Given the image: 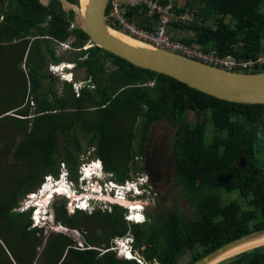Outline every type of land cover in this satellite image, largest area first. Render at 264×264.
<instances>
[{
    "label": "trees",
    "instance_id": "obj_1",
    "mask_svg": "<svg viewBox=\"0 0 264 264\" xmlns=\"http://www.w3.org/2000/svg\"><path fill=\"white\" fill-rule=\"evenodd\" d=\"M200 4L195 10L189 4L174 7L176 13L192 16L177 24L193 33L181 41L255 62L244 73L264 72V61L256 63L264 56V0ZM108 11L107 6L106 15ZM145 16L140 7L127 13L129 20L151 30ZM72 25L73 13H65L58 0L47 6L38 0H0V253L10 254L0 264H34L40 248L45 264H138L117 258L111 249L114 239L126 236L132 237V250L145 264H179L186 255V264H194L264 230V105L218 100L95 46L83 50L90 41ZM69 39L70 63L84 71L77 92L71 83L57 85L46 72L50 63L61 62L55 46ZM161 121L176 123L171 141L174 187L190 201L193 217L184 218L175 207L164 217L146 213L143 223L134 224L118 205L110 211L69 213L63 200L52 206L55 223L81 233L90 227L93 236H83L82 250L67 233H52L42 245L37 236L43 229L33 227L30 212L17 211L24 196L35 193L46 177L57 178L61 165L77 183L86 153L117 184L146 176L149 186L157 187L147 158L146 167L137 166L135 158L147 157L150 127ZM207 126L214 130L210 143ZM222 193H237L245 205L238 200L222 205ZM131 214L136 222L142 218L136 211ZM262 249L222 264H264Z\"/></svg>",
    "mask_w": 264,
    "mask_h": 264
},
{
    "label": "water",
    "instance_id": "obj_2",
    "mask_svg": "<svg viewBox=\"0 0 264 264\" xmlns=\"http://www.w3.org/2000/svg\"><path fill=\"white\" fill-rule=\"evenodd\" d=\"M38 1L43 6L50 2ZM58 1L65 13H73L72 26L82 31L93 46L135 67L170 77L218 100L264 105V72L227 71L135 40L107 25L105 17L108 0H85L84 6L81 5V0L77 3ZM115 34H121L137 42L127 43ZM262 239L264 230L248 234L216 249L194 264H222L241 253L264 246V243H260ZM254 243L259 246L235 253L236 250Z\"/></svg>",
    "mask_w": 264,
    "mask_h": 264
},
{
    "label": "rangeland",
    "instance_id": "obj_3",
    "mask_svg": "<svg viewBox=\"0 0 264 264\" xmlns=\"http://www.w3.org/2000/svg\"><path fill=\"white\" fill-rule=\"evenodd\" d=\"M120 1H123V0H120ZM77 2H78V0H77ZM173 2L179 9L186 8L188 6V4L192 10H195L196 8H200L202 6V4H200V0H173ZM226 21L231 23V20L229 17L226 18ZM91 46L92 45L89 42L88 44H86V46H84L83 50H86V49L90 48ZM56 54H57L58 58L61 60L62 64L63 63L68 64L74 60V57L72 56L71 51L70 52L63 51V49L60 48L59 46L56 49ZM70 65L71 66L68 65L70 67V69H68V70H66L64 68V70L62 71L60 69L62 72H58L59 69H55L56 72L51 73L49 71V68H48V71L46 69V72L51 73L52 76L50 75V73H49V76H51V78H52L51 80L56 82L57 85L60 83L59 79L69 78V76L70 77L72 76V78H73V76H75L74 81H75L76 85L75 86L72 85V88L75 90V88L83 87L82 81L84 79V71L80 70V69H76L75 64H70ZM67 74H68V76L66 77L65 75H67ZM57 75L60 76L59 79L57 78ZM47 82L48 81L44 82L45 87L47 86ZM9 116L11 117L13 115H9ZM191 121L194 122L195 119L192 118ZM175 131H176V123L175 122L171 123V122L161 121L159 123L153 124L150 127V130L148 133V142L146 144V152L148 153L147 157L145 156V158L142 159L139 156H137L135 158L137 166L139 165L141 167H146V164L144 162H146V158H147V162H148L147 169L149 171L153 172V176L158 180V183H159L157 187H154L151 198L148 197V202L146 204L145 203H138L140 205V207H142L144 210L141 213V215L144 218V221L146 220V216H145L146 213L150 214L153 217H156V216L164 217L168 211L173 210L175 207H177L182 212V215L184 218H192L193 217V212L190 209V204H191L190 201L186 198V196L183 194V191L180 188L174 187V175H173V167H172L173 161H172V156H171V141L175 135ZM213 136H214L213 127L207 126L206 127V134H205L206 142L210 143V140L213 138ZM87 156L88 155L86 153L85 157H83V162H82L80 169H79V171L82 173H85L84 172L85 169L91 168V169L95 170V164L93 165L91 163V162H93V160L87 159ZM261 159L264 160V155H263V158H261ZM263 166H264V161H263ZM88 187L91 191L98 192L96 182L93 183L92 181H89ZM35 193L37 194V191ZM40 195H42V194L40 193ZM27 196L28 195H25L24 198L19 202V208L18 209H20V211L25 208V205H23L24 203H26L28 201H35V199L38 197V194L36 195V197H33L32 199L27 198ZM221 199H222V205H225V204H227L233 200L234 201L238 200L241 204H243V201L241 199H239V196L237 193H231V194L222 193ZM63 200H65V199L62 197H58L55 200V202H60ZM70 201L71 202L69 204L65 200L66 205L69 206V208H70L68 211L69 213H71L72 209H74L76 206L75 202H72V200H70ZM48 203L49 202H46V204H48ZM53 205H51L48 210H50V208H52ZM122 205L127 206V204L123 203V202H122ZM243 205H245V203ZM99 207H107V205H104V206L99 205ZM87 209H91V208L87 207ZM110 209L111 208H107V209L103 208L102 211H106V210L110 211ZM129 210L131 212V209H129ZM90 211H88L86 214H90ZM43 223L44 222H40V225L43 226ZM50 228H54V227L52 225L45 223V226L43 228V233L39 234L37 236L38 239H40V241L42 242V245L46 244L47 240L49 239V237L52 234L51 230H49ZM89 228H84L83 233L78 232L77 230H68L67 229L68 231L66 233L68 236L72 237L75 241H80V242H82V244L85 245L84 240H83V236L92 237L93 232H94V230H92L91 228H90L91 229L90 230ZM54 230H55L54 232H57L56 229H54ZM59 231H63V230H59ZM73 231L79 233V235H76L75 233H73ZM79 236H81V237H79ZM122 239H125V238H118V239H114L112 241V245H111L112 250L116 249V247H121L122 243H125V241ZM28 247L26 250H30V248H28ZM261 247H263L262 251H264V246H261ZM122 249H123V247H122ZM5 251H6L5 253L4 252L0 253V260L5 261L8 256L10 257L9 252L7 250H5ZM40 253H41V248L38 250V257L36 258L34 264H45L46 263V259L42 258ZM189 258H190L189 255L184 256L182 259L179 260V264H186L189 261Z\"/></svg>",
    "mask_w": 264,
    "mask_h": 264
},
{
    "label": "clouds",
    "instance_id": "obj_4",
    "mask_svg": "<svg viewBox=\"0 0 264 264\" xmlns=\"http://www.w3.org/2000/svg\"><path fill=\"white\" fill-rule=\"evenodd\" d=\"M68 41H71V43H72L73 39H69ZM60 44H63V43H60ZM57 46H58V44L55 46V48ZM92 46H93V44H92ZM67 51L70 52L71 47H70V49L66 50V52ZM60 63L49 64L47 66V71L49 68V71L51 73L56 72L55 69H59L58 72H62L64 69L62 71L60 69H61V66L64 65V63L63 64H62V62H60ZM68 64L70 65V64H74V63H68ZM65 69L68 70L70 68H65ZM51 73H50V75H51ZM65 76L67 77L68 74ZM57 78L59 79L60 76L57 75ZM59 80H60V82L71 83L73 86L76 85V83L74 81V76H73V78L71 76L70 80H67V78H63V79H59ZM79 89H80V87L75 88V92H77ZM91 163L93 165L95 164V170L92 171V173L88 177L85 176L87 169H85V171H84L85 173H82L79 171V178H78L77 183H74L70 180L69 174L63 165L60 166V171H59V175L57 178L50 177V176L45 178L44 183L39 188V190H37V194H38L37 198L38 199L36 198L35 201H28L25 210L22 211V212H30V219L32 221L33 227L43 229L45 226V223L52 225V226L56 225V223L54 221V217H53L52 208H50V210H48V209L51 205L54 204L55 200L58 197L64 198L69 204L71 202L70 200H72V202L76 203V206L77 205L79 206L77 208L75 207L74 210L72 209V212L78 210V211H83V212L87 213L88 211L91 210L90 211V213H91L94 209L103 210V208H105V207H99V205H102V206L107 205L108 208H111V206H113V205H118L127 211V213L125 215V219L128 222H131L134 224H141L144 222V218H143V221L140 223L133 222L132 220H130L129 218H131L132 214H130L131 212L129 209H131V207H133V206H140L138 203H145L146 204L148 202V197L151 198V195H152L154 188L152 185L149 186L148 177L139 176L138 178H135L133 181H130V182H127L123 185H120V184L113 182V180H111L109 174H106L104 172V169H103L100 161L93 160V162H91ZM89 181H92L93 183L96 182L98 192H94V191H91L89 189V187H88ZM48 183L51 185L50 190L53 193L50 196L48 191H46V193H44L43 195H40L44 186ZM120 186H123L124 188L121 189ZM146 187H148V190H146ZM99 188H100V190H99ZM119 193H121L122 199L119 198V196H118ZM37 194L32 193L29 195H35V197H36ZM44 196L47 197L45 199L48 200V202H49L48 204H42L44 206V209H45L44 210V213H45L44 217L47 220L42 221V222H44L43 226L38 227V225H35L36 220L39 221V219L36 217V213L41 208L40 200H44ZM122 202L126 203L127 206L126 205L123 206ZM134 204H137V205H134ZM83 205H84V208L82 207ZM87 207H90L91 209H87ZM67 208H68V210L70 209L69 206H67ZM143 211L144 210L141 207V210H139L138 213L141 214ZM19 212H21V211H19ZM51 232L55 233L53 230H51ZM123 238H125V239H122L125 241V243H122L121 247H116V249H114L113 251L115 252L117 258H119V259H124V260H128V261H131V260L135 261L132 257H130V258L125 257V254L128 252L130 255L135 254L132 250V245H133L132 237L126 236ZM76 247H77V242H76ZM122 247H123V249H122Z\"/></svg>",
    "mask_w": 264,
    "mask_h": 264
},
{
    "label": "built area",
    "instance_id": "obj_5",
    "mask_svg": "<svg viewBox=\"0 0 264 264\" xmlns=\"http://www.w3.org/2000/svg\"><path fill=\"white\" fill-rule=\"evenodd\" d=\"M108 15H106V23L110 27H117L118 31L130 36L131 38L140 42L152 45L153 47L164 49L173 53H177L183 57L202 62L204 64L225 69L227 71L242 72L244 69H252L255 62H242L238 61L232 56H220L216 50L204 51L203 47L197 43L186 44L180 39L174 38L170 34V30L177 27V24L185 23L192 20V16L187 10V13H176L174 7H177L173 0H167V3H162V0H108ZM145 10L146 21L153 25L151 30L140 27L134 20H129L127 17L128 10L131 8H139ZM178 8V7H177ZM71 41L63 44H58L63 51L70 49ZM57 46V47H58ZM56 47V49H57ZM264 56L259 57L256 63H262ZM120 188H124L120 186ZM100 190V188H99ZM119 198L122 199L121 193ZM35 195H28L27 198L32 199ZM25 208L27 202L24 203ZM79 207L78 205L75 206ZM25 208L22 211L25 210ZM108 208V207H105ZM74 210V209H73ZM18 212L20 209L17 210ZM130 219V218H129ZM35 225L41 227L40 221L36 220ZM49 230L56 229L55 233H66L68 230L60 225L53 226ZM58 228V229H57ZM63 230V231H59ZM76 235L79 233L73 231ZM81 237V236H79ZM77 242V248L85 249V245L80 241ZM122 253V252H121ZM120 253V254H121ZM126 258L132 257L136 263L145 264L141 258L134 254L130 255L129 252L125 254Z\"/></svg>",
    "mask_w": 264,
    "mask_h": 264
},
{
    "label": "bare ground",
    "instance_id": "obj_6",
    "mask_svg": "<svg viewBox=\"0 0 264 264\" xmlns=\"http://www.w3.org/2000/svg\"><path fill=\"white\" fill-rule=\"evenodd\" d=\"M84 3H85V0H81V5L82 6H84ZM116 36H118L119 38H121L122 40H124L125 42H127V43H131V44H136V42L137 41H135V40H133V39H131V38H129V37H125V36H123V35H121V34H115ZM69 64H64L63 66H61V70H63L64 68H70L69 66H71V65H69ZM70 76H69V78H67V80H70ZM92 170L94 171V169H87V171H86V177H88V176H90V174H91V172H92ZM51 185L48 183V184H46L45 186H44V188H43V190L41 191V194L43 195L44 193H46V191H48V193L50 194V196H51V194L53 193L51 190H50V187ZM45 198H47L46 196H44V200H40V206H41V208L39 209V211L36 213V217L39 219V221L40 222H42V221H45V220H47L45 217H44V215H45V213H44V206L42 205V204H46V202H48V200H46ZM134 205H137V204H134ZM83 208H84V205L82 206ZM131 210H133V211H136V213H138V211L139 210H141V207L140 206H133V207H131ZM130 220H132L133 222H136L135 220H136V218H135V216L134 215H132L131 216V218H130ZM143 221V216H142V218H141V220L139 221V222H137V223H140V222H142ZM260 243H264V239H262L261 241H260ZM259 243V244H260ZM257 245V244H256ZM255 245V243L254 244H252L251 246H246V247H243V248H241V249H238V250H236L235 251V253H238V252H240V251H243V250H245V249H248L249 247H251V248H253V247H257V246H259V245H257L256 246ZM235 253H232V255L233 254H235Z\"/></svg>",
    "mask_w": 264,
    "mask_h": 264
},
{
    "label": "crops",
    "instance_id": "obj_7",
    "mask_svg": "<svg viewBox=\"0 0 264 264\" xmlns=\"http://www.w3.org/2000/svg\"><path fill=\"white\" fill-rule=\"evenodd\" d=\"M170 34L171 36H173L174 38L177 39H185V38H191L193 37V33L187 29H179L178 27H175L173 29L170 30Z\"/></svg>",
    "mask_w": 264,
    "mask_h": 264
}]
</instances>
